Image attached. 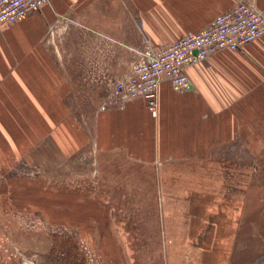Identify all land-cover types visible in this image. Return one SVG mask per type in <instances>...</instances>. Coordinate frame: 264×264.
Returning <instances> with one entry per match:
<instances>
[{"label": "crops", "instance_id": "0c3cea01", "mask_svg": "<svg viewBox=\"0 0 264 264\" xmlns=\"http://www.w3.org/2000/svg\"><path fill=\"white\" fill-rule=\"evenodd\" d=\"M242 2L264 13V0H50L20 22L0 26V114H33V124L35 114H47V130L34 133L48 137L32 150L45 148L43 162L87 153L93 159L94 213L106 221L96 220L93 228L100 264H261L262 221L244 214L232 236L231 215L223 223L210 215L202 224L205 213L194 200L209 204L221 194L203 195L198 184L208 182L215 167L236 157L244 160L240 167L248 159L240 155L246 152L240 134L264 114V35L188 67L187 88L163 81L157 116L143 99L119 101L108 91L149 50L208 28ZM120 166L155 173L153 180L132 177L142 181L147 199L152 181L158 188L156 219H114L131 210L117 212L114 196L98 183H116L120 175L113 168ZM125 176L131 182V174ZM228 186L223 197L232 193V204L244 205L238 199L243 192ZM99 198L109 201L106 209Z\"/></svg>", "mask_w": 264, "mask_h": 264}, {"label": "rangeland", "instance_id": "374dc122", "mask_svg": "<svg viewBox=\"0 0 264 264\" xmlns=\"http://www.w3.org/2000/svg\"><path fill=\"white\" fill-rule=\"evenodd\" d=\"M46 115L35 114L39 121L36 119L33 124V114H0V264H100L101 249L93 228L96 220H102L103 217L94 213L98 205L94 197L97 191L93 178L94 165L90 163L93 159L89 153L79 156L73 154L63 161L60 158L57 162L52 160L46 163L41 161L47 156L43 146L41 152L35 149V156L32 155L33 147L48 137L46 132L34 133L47 130L50 119ZM257 116L255 123L253 119L251 123H245L246 136L240 134L245 143H241V150L246 146V152L241 151L240 155H246V163H241L239 167L238 162L244 160L236 157L222 167H215L214 174L209 172V181L198 184L201 192L205 191L203 195L221 194H214L209 204L205 198L194 200V203L197 201L196 206L201 205L205 213L200 216L203 218L202 224L211 222L210 215L217 223L228 221L231 215L232 236L244 214H251L252 222L262 221L264 224V114ZM253 156L255 160L251 162L249 158ZM117 159L121 162L120 158ZM113 169L119 173V180L111 185L99 182L98 188L114 196L117 212L118 209L131 210L130 215L118 213L114 219L141 223L156 219L155 207L160 205V200L155 198L158 188L152 181V197L147 199L143 192L144 184L138 180L142 176L153 180L155 173L133 166ZM125 170L131 174V182L126 181L125 175L130 174ZM134 174L139 176L137 180L134 179L137 177H132ZM212 177L214 181H211ZM230 182L233 188L237 187L238 191L243 192L244 198L238 196L244 203L241 207L240 202L232 204V193L226 195L229 197L227 199L223 197ZM123 193H126V199L117 197ZM98 204L107 208L109 201L99 198ZM136 208L142 210L134 211Z\"/></svg>", "mask_w": 264, "mask_h": 264}, {"label": "built area", "instance_id": "2783aa9c", "mask_svg": "<svg viewBox=\"0 0 264 264\" xmlns=\"http://www.w3.org/2000/svg\"><path fill=\"white\" fill-rule=\"evenodd\" d=\"M50 0H0V26H12ZM264 35V13L253 4L239 3L220 14L212 25L143 54L130 74L117 80L111 94L119 101L143 99L152 115L158 113L159 88L168 80L176 89L190 84L188 67L219 51H237Z\"/></svg>", "mask_w": 264, "mask_h": 264}, {"label": "trees", "instance_id": "16d2710c", "mask_svg": "<svg viewBox=\"0 0 264 264\" xmlns=\"http://www.w3.org/2000/svg\"><path fill=\"white\" fill-rule=\"evenodd\" d=\"M258 262H260L261 264H264V256H262V257L258 260Z\"/></svg>", "mask_w": 264, "mask_h": 264}]
</instances>
